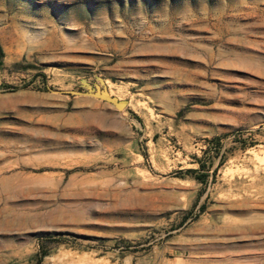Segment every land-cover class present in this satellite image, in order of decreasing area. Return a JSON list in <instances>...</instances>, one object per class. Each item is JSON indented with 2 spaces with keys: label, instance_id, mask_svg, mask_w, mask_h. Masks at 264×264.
<instances>
[{
  "label": "rangeland",
  "instance_id": "374dc122",
  "mask_svg": "<svg viewBox=\"0 0 264 264\" xmlns=\"http://www.w3.org/2000/svg\"><path fill=\"white\" fill-rule=\"evenodd\" d=\"M0 48V264H264V0H0Z\"/></svg>",
  "mask_w": 264,
  "mask_h": 264
},
{
  "label": "water",
  "instance_id": "95a60500",
  "mask_svg": "<svg viewBox=\"0 0 264 264\" xmlns=\"http://www.w3.org/2000/svg\"><path fill=\"white\" fill-rule=\"evenodd\" d=\"M102 85V81L99 80ZM60 95H70V96H81V97H90L107 103L108 105L114 107L117 111H123L126 107V102L118 101L116 98L111 97L105 88L99 89L97 86L93 91L89 86H87V92L81 93L77 91L69 92H58Z\"/></svg>",
  "mask_w": 264,
  "mask_h": 264
},
{
  "label": "trees",
  "instance_id": "16d2710c",
  "mask_svg": "<svg viewBox=\"0 0 264 264\" xmlns=\"http://www.w3.org/2000/svg\"><path fill=\"white\" fill-rule=\"evenodd\" d=\"M3 58V53H2V50H1V48H0V62H1V59ZM255 132H260V131H255ZM209 142H211V143H217L218 142V138H213V139H211ZM242 145V147L243 148H245V147H247L248 145H246L245 143H241ZM249 146H253V143H251V144H249ZM204 168V165H199V169H203Z\"/></svg>",
  "mask_w": 264,
  "mask_h": 264
}]
</instances>
